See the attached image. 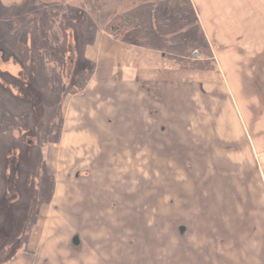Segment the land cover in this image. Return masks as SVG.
I'll use <instances>...</instances> for the list:
<instances>
[{"label": "rangeland", "instance_id": "rangeland-1", "mask_svg": "<svg viewBox=\"0 0 264 264\" xmlns=\"http://www.w3.org/2000/svg\"><path fill=\"white\" fill-rule=\"evenodd\" d=\"M193 1L203 4L199 19L208 24L215 20L211 14L235 4L234 0ZM171 3L152 13L158 24H152L147 42L141 31L138 35L133 28L128 33L143 45L138 56L144 57L145 69L140 72L169 78L170 94L178 89L179 100L173 95L164 99L163 115L169 126L164 122L163 129L166 133L182 129L185 136L175 139L171 134L170 142L163 144L153 127L154 142L147 134L145 146L132 145L139 150L132 159L107 161L109 157L103 159L101 152L108 145H99L100 133L115 128L105 129L110 122L116 123L117 113L101 104L104 98L107 104L118 103L123 86L115 80V71L104 72V64L113 59L102 54L97 64L82 58L89 35L80 27L76 40L69 41L68 55L74 60L66 58L58 26L69 14L61 7L75 10L77 1L31 8L35 18L26 16L28 11L20 19L11 13L2 16L0 10V27L8 33L17 29L13 41L0 31V72L11 75H2L0 83L16 85L11 86L14 98L0 92V140L6 146L0 153V217L11 218L5 209L14 207L10 223L20 229L0 232V264H264V141L258 142L250 131L252 115L260 112L258 99L264 101V96L246 95L253 81L245 80V57L237 62L230 57L242 49L245 26L239 31L243 34L234 37L222 31L233 24L244 25L245 14L226 16L229 21L219 25L217 38L231 48L209 57L203 44V48L195 45L200 41L198 26L186 0ZM130 4L116 12L127 21ZM89 17L82 22L83 28ZM33 30L38 43L46 41L51 47L45 55L37 54L39 64L32 63L26 48L20 49L26 59L31 54L26 63L5 60L1 52L6 56L5 51L14 49L17 41L30 46L25 42L30 40L27 32ZM52 47L63 55L62 63ZM105 53L121 60L115 49ZM95 74L96 81L91 83ZM68 101L71 109L66 113ZM82 105L85 109L97 105L101 118L96 113L89 118L87 111L78 113L75 106ZM92 118L99 127L93 126ZM161 145L169 149L170 159L164 151L162 162L145 159L146 146ZM25 151L29 153L19 156ZM108 165L115 168L114 175L105 171ZM150 168L154 169L151 175ZM160 168L167 170L166 177L158 176ZM233 185V190L241 187L238 193L228 191ZM55 214H62L70 228L51 222ZM74 236L78 247L70 243ZM38 254L41 260L36 261Z\"/></svg>", "mask_w": 264, "mask_h": 264}, {"label": "crops", "instance_id": "crops-1", "mask_svg": "<svg viewBox=\"0 0 264 264\" xmlns=\"http://www.w3.org/2000/svg\"><path fill=\"white\" fill-rule=\"evenodd\" d=\"M27 0H0L1 6H11V5H21L25 3ZM176 2L177 0H145L144 2L136 3V4H130L128 14L130 15V18L134 25L136 26L135 30L138 32L136 34L139 35L140 31L142 34L141 36H144V40L147 42L148 40V31L151 32L154 30L152 28V24H158L154 19V16H152V13L159 12L158 10L161 9L163 6V3H170ZM182 1V0H181ZM235 4H231L230 7L223 8L222 11H219L218 13L211 14L215 20L209 21L208 23L203 22L201 19H199L201 13L204 14V6L203 4H195L193 0H186L190 11L192 12V16H194L195 21L197 22V37L200 38L199 44H195L196 47L204 45V49L206 48V53L211 57L215 52H223L226 54V49L231 48L228 45H223L222 41H218L217 34L220 29L219 25H223L229 20H226V16L236 15L237 17L239 14H245V24H233L228 27V29L222 30L225 31L227 36L234 37L236 34H243L239 31H241L242 27L245 26V42L241 45V50L236 51V55H230V57L233 56V61H238L241 57L244 59L245 57V63L247 64V67H245V80L253 81L252 86L250 87L249 92H245L247 96L254 97V95H263L264 96V0H234ZM239 1H245V2H239ZM171 3V4H173ZM163 5V6H162ZM162 6V7H161ZM215 7V5H214ZM125 6H122L121 9H125ZM209 13H211L209 9ZM125 15V14H124ZM86 21V20H85ZM88 26L82 25L80 27V31H84L86 34L89 35L87 43L82 46V58L94 61L95 63L99 64V58L101 55L108 56V59L112 60L113 62L106 65L104 68L105 73L114 72L115 71V80H118L123 88L120 91L118 95L119 102L117 103L115 100L114 104H107V99H103V103L101 107H103L105 110L109 109L110 112L116 111L117 113V121L119 122L117 125L116 123L110 122V125L106 127L113 128L112 130L106 132L100 133V137L102 139H99L101 143L99 145H108L103 153V159L106 157H109L107 160H113V159H121V158H128L129 160L134 157V155H137L139 153L138 143H142V146L146 145V141L148 139V135H150V138L152 137L151 141L153 140V133L151 131V128H157V134L161 141V143H169L171 134L174 135V138L180 137V135H184V131L181 130H175L174 132L169 130L168 133L165 132L164 122L166 124V127L169 126L168 120L166 115H163V103L164 99L168 100L170 95H173V97L176 98V100H179L178 95V89H174L175 92L169 93V84L166 82L169 78L165 77L161 73H150V74H143L140 71L145 69L144 66V57L138 56L139 50L142 49L143 45H139L136 43L135 38H130V34H126L122 39L117 40L105 33L100 27H96L95 23L93 24V19L89 17L87 20ZM228 25V23H227ZM147 35V36H146ZM202 40V42H201ZM214 43L216 45H221L218 47L214 46ZM203 48V46H201ZM115 49L121 54V60L116 61L114 58L115 55L107 54L105 53L106 50ZM123 57V58H122ZM231 60V61H232ZM147 63V62H146ZM235 63V62H234ZM147 67V66H146ZM148 68H146L147 70ZM217 70V69H216ZM218 71V70H217ZM216 71V72H217ZM97 74H95L94 78H91V83L96 81ZM100 78L105 79V76H101ZM238 78V77H237ZM111 79V78H110ZM210 79H216L212 76H210ZM241 79V78H240ZM243 79V78H242ZM90 80V79H89ZM256 80L258 81L256 83ZM176 81H180V77L177 76ZM90 81L87 82L85 92L90 88L91 85ZM176 83H174L175 86ZM178 84V83H177ZM179 85H176V88ZM131 97L132 101L129 104V98ZM259 106H260V112L258 115H252L251 109L252 106L248 102V112L247 116H249V113L252 115V126H251V133L255 136V138L258 140V142L264 141V101L263 98L260 101L258 99ZM99 104V102H97ZM85 105V104H84ZM84 105L82 106H75L78 113L87 111L89 114L86 116L91 118V113H96L97 116L101 118L102 112L98 111L96 109V106L89 107L85 109ZM118 106V108H117ZM71 109V103L69 101L66 105V113L68 110ZM75 111V109H74ZM119 111V112H118ZM106 112V111H105ZM155 113V114H154ZM255 116V117H254ZM93 126L99 127L98 123L99 121L95 118H92ZM243 124V123H242ZM246 125V124H245ZM162 127V128H161ZM177 129H180L179 127H175ZM172 128V129H175ZM130 129V133L128 132ZM150 130V133L147 132ZM180 131H182V134H180ZM248 131V132H247ZM245 132L247 135H250V132L248 128H245ZM129 133L128 136H125V134ZM175 133V134H174ZM107 134L110 135L107 136ZM148 134V135H147ZM251 136V135H250ZM254 138V137H252ZM151 141H148L147 143H152ZM92 143V142H91ZM162 144V145H163ZM136 145V146H132ZM161 148H149L146 146L144 148L143 155L145 159H151L153 161L161 160L164 161V156L161 153V151H164L166 158L170 159L169 156V149L167 150V146H162ZM94 148V147H93ZM142 150V151H143ZM152 154L150 157H148L146 154ZM110 155V156H109ZM114 156V157H113ZM104 161V160H103ZM155 163V162H154ZM164 163V162H163ZM105 171H110L111 175L115 174V168L107 166ZM148 173L151 175L154 172L153 168H150L147 170ZM129 172V170H128ZM159 174L165 176L167 170L165 168L157 169L156 171ZM92 175V173L89 174V176ZM110 175V176H111ZM186 176V174H185ZM166 177V176H165ZM158 180V179H157ZM169 182L170 179H165V184L168 186L169 189ZM174 186V185H172ZM234 186H232V190H228L232 193H238V190L240 188L234 189ZM190 188V187H187ZM227 191V192H228ZM50 221L54 222L55 225L59 223V225L67 227L68 229L70 226L67 224L69 221L65 219L62 214H55V216L50 217ZM42 239V238H41ZM48 240V239H47ZM44 246H47L46 242L44 243ZM45 249V248H44ZM46 256V254H45ZM39 254L36 258V261H38ZM46 259V258H45ZM41 260V257H40ZM42 263V262H41Z\"/></svg>", "mask_w": 264, "mask_h": 264}, {"label": "trees", "instance_id": "trees-1", "mask_svg": "<svg viewBox=\"0 0 264 264\" xmlns=\"http://www.w3.org/2000/svg\"><path fill=\"white\" fill-rule=\"evenodd\" d=\"M53 1H59L63 4L69 0H27L25 3H23L21 5H11V6L4 7V9L3 8L0 9L2 11L1 15L5 16L7 13H11L12 16L17 15V17H19V19H20L22 13L25 11H28L26 16L32 15L33 16L32 18H35L36 13H34V12L30 13V11H32L31 8H34L36 6H40L42 4H48V3H51ZM70 1H77V7H75V10L71 9L70 7H67V6L61 7L62 12L69 14V16L65 17L64 21L61 24L59 23L58 29L61 32L63 42L66 44V48H67L66 52H65V55H67L66 58L68 60L69 59L74 60L72 55H68L69 54V52H68L69 41L71 39H72L71 41L76 40V37L78 35L76 36L75 32L78 30V27L82 26L81 25L82 22H84L89 17V15L92 16L93 18H95L97 24L100 26V28H102V30L105 33H107L108 35H110L114 39L120 40L126 34H128V32L131 31L133 28L135 29L136 26L134 25V23L131 19H129L127 21L126 19H128V18L125 19L123 17L118 16L116 13L117 10L122 5H124L126 3L136 4V3L144 2L145 0H70ZM17 11H18V13H17ZM54 15H55V13H54ZM75 16L78 18V22H79L76 27H75V24H76L75 23L76 22ZM17 17H15V18H17ZM51 18L55 21L57 20V18H55V17H51ZM25 21H27V20L25 19ZM0 31L2 33H4L7 36V38H9V41L15 40L14 37L17 34L16 28L10 30L8 33L4 29H2V27H0ZM27 36L30 37V40L27 39V41L25 43L30 42L29 47L27 46V44H24L22 46L21 42L17 41L18 44H17V46L16 45L14 46V49L9 47L10 50L8 52L5 51L7 54L6 56H5L4 51L1 52L3 58L5 60H8L9 58H13L20 65H22V63H26V60L31 59V54L27 59L21 55L22 52L20 51V49L26 48V52L32 53V56H33L32 63L35 65H36V63L39 64V62H40V60H38L39 55H41V56L45 55L47 53L46 49L51 48V47H50V45L47 46L48 43H46V41L39 40L40 42L38 43L37 37L34 34V30L31 33L27 32ZM32 38L34 39V41L31 43ZM36 42H37V46H36ZM10 45H12V43H10ZM52 50L55 52V55H56V51H57L58 56L61 53V52L59 53V49H57V48L52 47ZM36 51H37V53H36ZM37 54H39V55H37ZM62 57H63V55H60L58 57L59 62H61L60 59ZM82 69H77L76 71H81ZM2 75L5 77L7 76V77L11 78L10 77L11 75L8 72H0V78L2 79V81H4V79L2 78ZM11 86H16V85L13 83H11V84L0 83V92H2V94H4V95H8V96H11L14 98L15 96L11 92ZM22 91H24V90H22ZM18 147L20 149H22V147H20V146H18ZM4 148H6V146H4V144L1 143V140H0V149H1L0 153H2V154L4 153V151L6 150V149L4 150ZM22 151H23V149H22ZM26 153H29V152L25 151V153H23V154L20 153L19 156L23 157V155H25ZM14 209H15L14 207H11L10 209L8 208L7 210L5 209L6 214H9V216L11 218L14 215V212H15ZM9 216H7V217H9ZM11 218H8L5 221V219H6L5 216L0 217V220H1L0 221V232L3 235H5V232H11V231L18 232V230L20 231L19 225L10 223Z\"/></svg>", "mask_w": 264, "mask_h": 264}, {"label": "flooded vegetation", "instance_id": "flooded-vegetation-1", "mask_svg": "<svg viewBox=\"0 0 264 264\" xmlns=\"http://www.w3.org/2000/svg\"><path fill=\"white\" fill-rule=\"evenodd\" d=\"M183 232V229L181 230V233ZM77 237V236H74V237H71L70 239V243L73 244V239ZM78 238V237H77ZM78 245H79V239H78ZM78 245H76L78 247ZM75 246V245H74Z\"/></svg>", "mask_w": 264, "mask_h": 264}, {"label": "water", "instance_id": "water-1", "mask_svg": "<svg viewBox=\"0 0 264 264\" xmlns=\"http://www.w3.org/2000/svg\"><path fill=\"white\" fill-rule=\"evenodd\" d=\"M73 245H78V238L77 237H75L74 239H73Z\"/></svg>", "mask_w": 264, "mask_h": 264}, {"label": "bare ground", "instance_id": "bare-ground-1", "mask_svg": "<svg viewBox=\"0 0 264 264\" xmlns=\"http://www.w3.org/2000/svg\"><path fill=\"white\" fill-rule=\"evenodd\" d=\"M140 233H141V229H140V227H136V234H137V235H140Z\"/></svg>", "mask_w": 264, "mask_h": 264}]
</instances>
